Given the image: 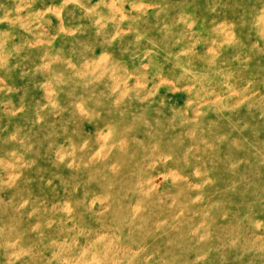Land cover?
Here are the masks:
<instances>
[{
    "label": "rangeland",
    "instance_id": "rangeland-1",
    "mask_svg": "<svg viewBox=\"0 0 264 264\" xmlns=\"http://www.w3.org/2000/svg\"><path fill=\"white\" fill-rule=\"evenodd\" d=\"M0 264H264V0H0Z\"/></svg>",
    "mask_w": 264,
    "mask_h": 264
}]
</instances>
